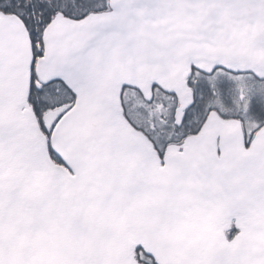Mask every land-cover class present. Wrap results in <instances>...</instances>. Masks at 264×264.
Returning a JSON list of instances; mask_svg holds the SVG:
<instances>
[{
    "label": "snow or ice",
    "instance_id": "1",
    "mask_svg": "<svg viewBox=\"0 0 264 264\" xmlns=\"http://www.w3.org/2000/svg\"><path fill=\"white\" fill-rule=\"evenodd\" d=\"M0 264H264V0H0Z\"/></svg>",
    "mask_w": 264,
    "mask_h": 264
}]
</instances>
